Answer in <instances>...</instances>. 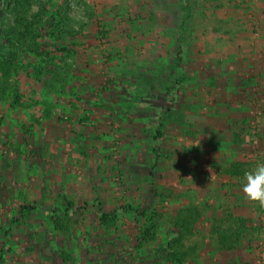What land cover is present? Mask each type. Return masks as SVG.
I'll return each instance as SVG.
<instances>
[{
	"label": "rangeland",
	"instance_id": "1",
	"mask_svg": "<svg viewBox=\"0 0 264 264\" xmlns=\"http://www.w3.org/2000/svg\"><path fill=\"white\" fill-rule=\"evenodd\" d=\"M0 7L15 48L38 42L0 73V264H264V210L221 180L264 162V0Z\"/></svg>",
	"mask_w": 264,
	"mask_h": 264
},
{
	"label": "trees",
	"instance_id": "2",
	"mask_svg": "<svg viewBox=\"0 0 264 264\" xmlns=\"http://www.w3.org/2000/svg\"><path fill=\"white\" fill-rule=\"evenodd\" d=\"M18 23L24 24L23 20L18 18ZM28 29V27L26 26ZM12 27H5L4 26V19L2 10L0 7V73L5 77L14 76L15 72L13 70L17 67L19 59H22L23 53L25 52H36V45L38 42L36 40H29L28 43L23 44L22 47L15 48V42L13 40L14 35L12 33ZM73 32V30H69ZM24 33H22V36ZM38 38V36H37ZM36 39V36H35ZM239 169L232 167L230 170H226V173L235 174L238 173ZM72 204V203H71ZM128 210H134L132 206H128ZM142 215L148 217V223L144 227V240H151L153 239L158 231V222L157 219L159 218L160 214L158 212H154L149 214L147 210L142 211ZM199 217V212L195 208H183L178 212V215L175 218V226L178 228H182L185 232L191 233L192 228L194 227V223ZM117 219V214L115 213H103L101 216V221L105 224H109L111 221H115ZM219 233H221V241L222 243L227 246L230 245V242L237 241L242 237L241 229H236L234 227H228L224 232L222 228H217ZM184 237L180 236L179 238H175L174 242L170 244L171 247H174V250L170 252L171 256L174 260L179 261L181 263L184 262V258L180 253L179 244L182 242ZM231 244V245H233Z\"/></svg>",
	"mask_w": 264,
	"mask_h": 264
},
{
	"label": "clouds",
	"instance_id": "3",
	"mask_svg": "<svg viewBox=\"0 0 264 264\" xmlns=\"http://www.w3.org/2000/svg\"><path fill=\"white\" fill-rule=\"evenodd\" d=\"M86 20V17H82ZM242 192L246 200L257 204L264 210V162H259L256 166L244 173Z\"/></svg>",
	"mask_w": 264,
	"mask_h": 264
},
{
	"label": "crops",
	"instance_id": "4",
	"mask_svg": "<svg viewBox=\"0 0 264 264\" xmlns=\"http://www.w3.org/2000/svg\"><path fill=\"white\" fill-rule=\"evenodd\" d=\"M229 125H227V127H228ZM226 127V128H227ZM234 127V126H233ZM232 127V128H233ZM227 129H225V131H226ZM226 132H228V131H226ZM227 144H228V147L227 148H229V149H233L234 151L236 150V148H234V145H235V142H234V140L232 139H227ZM229 149H227V150H229ZM237 153V152H236ZM241 158V160H237V161H240V162H244L245 160L243 159V157H240ZM244 166L245 167H247V165L246 164H244ZM241 171H242V169H240ZM238 174L236 173V174H230V175H223V177H222V179L221 180H223V181H233V178H239L240 180H242L243 178H240V177H238L237 176ZM227 188H228V186H227ZM240 188H241V185H240Z\"/></svg>",
	"mask_w": 264,
	"mask_h": 264
}]
</instances>
